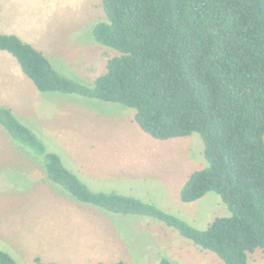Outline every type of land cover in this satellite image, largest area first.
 Wrapping results in <instances>:
<instances>
[{
	"label": "trees",
	"instance_id": "obj_1",
	"mask_svg": "<svg viewBox=\"0 0 264 264\" xmlns=\"http://www.w3.org/2000/svg\"><path fill=\"white\" fill-rule=\"evenodd\" d=\"M101 3L108 21L95 26L94 38L119 55L108 60L93 87L60 75L48 57L18 36L0 34V51L16 58L42 93L77 94L134 109L137 124L158 140L199 134L207 166L189 176L180 199L193 203L215 193L230 216L202 231L140 199L94 192L12 109L0 107V125L44 156L47 178L76 201L160 220L225 264H251L250 255L264 251V0ZM0 264L18 263L0 250ZM33 264L57 263L37 257Z\"/></svg>",
	"mask_w": 264,
	"mask_h": 264
},
{
	"label": "rangeland",
	"instance_id": "obj_2",
	"mask_svg": "<svg viewBox=\"0 0 264 264\" xmlns=\"http://www.w3.org/2000/svg\"><path fill=\"white\" fill-rule=\"evenodd\" d=\"M12 1L18 8L8 6L30 28L57 29L62 44L50 59L60 75L93 87L108 60L119 55L94 38L95 26L108 21L101 0ZM4 66L0 86L14 97L17 81ZM27 80L33 87H25L18 99V119L92 191L140 199L202 231L230 216L215 193L193 203L180 199L189 176L207 166L199 134L158 140L137 124L134 109L77 94L42 93ZM11 104L0 98V107ZM0 250L18 264H33L37 257L57 264H161L165 258L170 264H225L160 220L76 201L47 178L45 157L1 125ZM250 263L264 264V251L251 254Z\"/></svg>",
	"mask_w": 264,
	"mask_h": 264
},
{
	"label": "crops",
	"instance_id": "obj_3",
	"mask_svg": "<svg viewBox=\"0 0 264 264\" xmlns=\"http://www.w3.org/2000/svg\"><path fill=\"white\" fill-rule=\"evenodd\" d=\"M1 1H3L4 4ZM9 4L13 9L18 8L15 2L12 0H0V34L18 36L21 40L42 52L51 61L50 57L54 56V51L60 49L62 44V42L61 44L59 43L58 38H55L57 29L54 27L52 29L36 27L30 28V26L27 25L25 21H22L19 13L16 14L11 10V8L8 6ZM17 63L10 56V53L6 51H0V67L5 64L6 66L3 68L9 69L10 74L14 76L17 81V92L15 91L12 93L15 96L12 97L10 93H5V91L0 86V98L12 100V104L6 107L12 109L16 116L20 110V101L18 99L21 98L23 94L25 95L27 93L25 91V87L30 89L33 87L27 80L28 77L23 72L18 61ZM21 85H23V87ZM20 89L23 90V92H21Z\"/></svg>",
	"mask_w": 264,
	"mask_h": 264
}]
</instances>
